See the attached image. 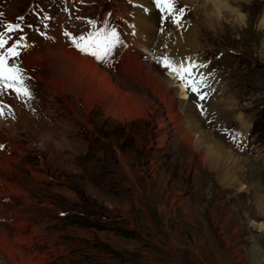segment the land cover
Listing matches in <instances>:
<instances>
[{
  "label": "rangeland",
  "instance_id": "374dc122",
  "mask_svg": "<svg viewBox=\"0 0 264 264\" xmlns=\"http://www.w3.org/2000/svg\"><path fill=\"white\" fill-rule=\"evenodd\" d=\"M188 1L178 0L186 18L177 29L189 28L190 39L196 33L191 62L203 56L208 88L201 90L204 100L192 96L202 116L191 97L186 108L238 160L237 175L250 191L222 186L224 162L201 167L194 158L190 166L186 149L179 162L174 159L182 147L157 149L165 128L152 117L111 122L99 108L84 115L74 94L44 84L54 76L64 82L70 73L58 63L48 71L34 55L67 40L64 32L79 37L100 28L126 36L137 0H0V14H6L0 15V33L6 24L23 29L6 46L24 37L21 54H30L24 65L37 70L24 67L31 78L26 81L39 111L34 119L33 109L15 105L5 113L12 119L0 117V237L15 253L12 261L0 248V264H264V232L255 226L264 227V216L254 201L264 196V0H213L216 34L204 23L203 3ZM8 95H1L4 110L14 99ZM229 122L241 132L247 125L248 143L229 144L218 134L216 129L232 128Z\"/></svg>",
  "mask_w": 264,
  "mask_h": 264
},
{
  "label": "bare ground",
  "instance_id": "6f19581e",
  "mask_svg": "<svg viewBox=\"0 0 264 264\" xmlns=\"http://www.w3.org/2000/svg\"><path fill=\"white\" fill-rule=\"evenodd\" d=\"M189 1L192 2L193 0ZM194 1L203 3L201 6L204 10V23L207 22L209 30L216 34L220 23L217 7L212 5L213 0H211V3H209V0ZM225 2L229 3L230 0H225ZM136 6L137 10L134 11L136 13L135 21L131 23L127 35L123 36L121 33L117 35L119 43L112 48L111 53L104 61H98L90 55L82 54L66 36L67 40L62 38L57 44H47L50 48H46L42 52V56H40L41 54L39 56L34 55V61H43L46 64V70L49 71L53 64L58 63L63 70L66 69L70 73V77L65 78L64 82L59 81L58 76H54L52 82L45 81L44 84H51L54 90L74 94L76 103L80 104L81 102L84 105L82 111L84 115L87 114V111L99 108L104 118L111 119V122L118 120L123 123L124 119L130 118L149 120L152 117L151 120L158 128H165V133L157 140V149H161L164 145L171 146L173 144L177 148L182 147L183 150L179 153L180 156L176 157L174 161L179 162L187 150L189 158L186 160L190 166L193 165L192 160L194 158L198 160L201 167L208 166L209 161L211 163L224 162L221 166L222 169L219 170V173L222 174V186L229 189L228 191L248 193L251 186L244 184L237 175L238 160L230 155L231 152L223 150L224 148L220 145V142L209 136L197 117L192 115L191 111L189 112V109L186 108L188 105L186 101L189 100L190 96L186 97V93L182 88L183 85L170 71L162 66L161 59H158L167 56L177 66L186 60L191 62L193 60L191 53L198 48L195 43L196 33L190 39L193 33L187 24L185 27L188 30L184 31L185 29L181 30V28L178 30L172 22L163 20V15L158 12L159 9L154 4V0H137ZM192 6V10L195 12L197 9L194 8L197 7L194 3ZM162 13L166 17L167 12L162 11ZM259 27L260 29L264 28V17ZM75 31L78 30L74 29ZM206 31L198 30V34L204 37ZM28 55L30 54H21L19 61L23 66V70L25 67L29 71L28 73H32L31 69L37 70L32 68L29 63L26 66L24 65ZM46 70L44 72L41 70V72L47 75ZM36 77L38 81L45 79L38 75ZM26 83L29 84L27 81ZM56 85H59V87ZM227 97L229 96L227 95ZM17 100L18 98L13 101L14 104H11L13 111L16 110L18 105L22 108L29 105V102H24L22 99L18 102ZM180 105L183 109L180 108ZM22 108L20 109L23 112ZM7 116H9L7 119H12L10 118L12 115ZM176 125H180L178 133L175 132ZM247 129L246 125L243 132H246ZM208 142H211L215 147L210 148L207 146ZM247 174L245 170V175L248 176ZM254 201L256 202L255 209L264 216V196L256 198ZM255 226L264 232V227L261 224H255ZM0 248L3 249L4 253L8 252L9 258L15 261V253H12V249L10 250L8 243L2 237H0ZM19 261L20 264H29L28 261Z\"/></svg>",
  "mask_w": 264,
  "mask_h": 264
},
{
  "label": "snow or ice",
  "instance_id": "6c2138e0",
  "mask_svg": "<svg viewBox=\"0 0 264 264\" xmlns=\"http://www.w3.org/2000/svg\"><path fill=\"white\" fill-rule=\"evenodd\" d=\"M154 4L161 11L168 13L174 25L177 27L182 26L186 10L183 7H177L178 0H154ZM88 23L91 25L92 22L89 21ZM3 27L5 31L0 33V95L7 91H12L17 98L30 100L32 92L29 84L26 83V79L31 78L24 76L23 70L17 63L20 59L21 50L27 48V45L22 43L24 37L22 35L18 36L11 46L6 47L12 36L16 32H22L23 29L17 24H6ZM64 35L70 39V42L78 51L82 54L90 55L98 61H104L111 53L112 48L119 43L115 30L107 31L106 33L103 29L89 31L79 37H72L67 32ZM158 59H161L162 66L180 81L187 92L193 94L198 100L206 98V93L201 91L204 83L196 75V70L199 67H206V65H196L195 62L190 63L186 60L177 66L167 56ZM197 107H202V105L197 104ZM3 116V108L0 107V117Z\"/></svg>",
  "mask_w": 264,
  "mask_h": 264
},
{
  "label": "clouds",
  "instance_id": "9594fccd",
  "mask_svg": "<svg viewBox=\"0 0 264 264\" xmlns=\"http://www.w3.org/2000/svg\"><path fill=\"white\" fill-rule=\"evenodd\" d=\"M209 2H211V0H209Z\"/></svg>",
  "mask_w": 264,
  "mask_h": 264
}]
</instances>
